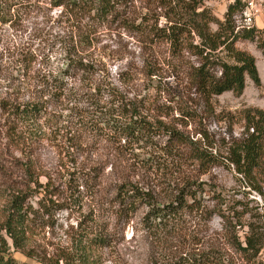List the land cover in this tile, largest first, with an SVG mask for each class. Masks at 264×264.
<instances>
[{
  "label": "rangeland",
  "instance_id": "374dc122",
  "mask_svg": "<svg viewBox=\"0 0 264 264\" xmlns=\"http://www.w3.org/2000/svg\"><path fill=\"white\" fill-rule=\"evenodd\" d=\"M122 1L120 14L163 24L159 9H149L145 0ZM82 23L49 0L0 1V212L14 191L25 193L26 203L38 208L25 253L10 250V256L17 264H64L66 255H76L71 250L75 235L92 215L95 222L105 220L111 240L95 251L94 264H173L186 250L208 248L218 250L220 264H264V179L249 182L228 159L232 144L246 132L239 111L264 110V57L257 40L240 39L236 45L254 55L261 85L247 78L240 96L226 91L205 98L190 79L193 56H173L164 40L130 31L116 17L98 21L85 15V56L99 60L102 74L128 99L144 102V113L162 128L148 146L128 143L112 131L82 124L78 110H65V103L52 97L45 117L18 121V104L40 101L37 75L56 74L63 66L59 40H78ZM255 26L264 27V8ZM170 132L197 140L207 158L190 159L182 143L167 153L175 142ZM70 141L76 146L67 148L64 143ZM77 166L95 168V189L69 181ZM188 178L203 184L204 192L196 195L199 207L185 212L181 231L172 236L158 238L143 229L145 206L124 212L114 200L119 181L130 179L162 202L175 183ZM39 201L45 204L41 208ZM229 232L240 240L258 238L257 255L247 259L235 250ZM73 264H85V257Z\"/></svg>",
  "mask_w": 264,
  "mask_h": 264
},
{
  "label": "trees",
  "instance_id": "16d2710c",
  "mask_svg": "<svg viewBox=\"0 0 264 264\" xmlns=\"http://www.w3.org/2000/svg\"><path fill=\"white\" fill-rule=\"evenodd\" d=\"M145 3L149 9H159V15L164 21L162 25L151 23L149 18L143 16L133 19L120 14L119 6L124 5L122 0H49L51 7L59 8L60 13L68 15L71 20L83 21L82 27H78L82 31L77 32L78 40L72 36L70 42L59 40L63 66L56 74L44 72L40 77L37 75L42 93L36 98L40 101L18 104L15 108L18 121L33 123L45 117L47 102L52 97L59 103H65V110H78L82 124H92V127L112 131L119 140L125 139L128 143L139 142L142 146H148L156 129L162 128L161 122L144 113V102L138 100L136 103L128 99L111 80H107L108 75L105 77L102 74L104 68H98L100 61L85 56V15L98 21L116 17L130 31L151 38L152 41L164 40L173 56L185 52L193 56L196 64L190 68V79L196 91L205 98L226 91L240 96L247 78L256 86L261 85L254 55L239 48L236 42L240 39H256L257 47L264 57V27L254 25L237 29L235 16L241 14L244 8L241 0L230 1L222 16H218L204 0H145ZM46 94L48 96L43 100ZM239 116L244 121L246 132L243 138L232 144L229 162L249 182L264 179V110L245 107L239 111ZM170 134L175 142L167 153L179 148L182 143L189 147L190 159L203 162L207 158L198 147L197 140L183 139L177 132ZM64 144L67 148L76 146L71 141ZM70 174L69 181L73 184L80 182L92 190L98 184L99 174L94 167L83 169L77 166ZM202 185L190 178L184 180L183 184L175 183L174 188L167 192L165 201L160 202L152 192L128 179L115 184L114 200L121 204L124 212L145 206L141 218L143 229L158 238L168 237L181 231L185 212L199 207L196 195L204 192ZM43 205V201H39V208ZM36 212L37 207L26 203L25 193L14 191L7 196L0 212V264H17L10 256V250L25 253L33 228L32 217ZM104 222H95L92 215L85 216V229L77 232L74 248L71 249L77 253L73 257V253L66 255L64 264H73L74 259L84 260V257L85 264H94L95 251L111 243L105 232L108 225H103ZM230 233L227 239L235 250H239L247 259L257 255L260 247L258 238L244 236L240 240ZM249 250H253L252 254L248 253ZM186 251L176 257L175 261L173 259V264H220L218 250L215 248L197 250L195 253Z\"/></svg>",
  "mask_w": 264,
  "mask_h": 264
},
{
  "label": "built area",
  "instance_id": "2783aa9c",
  "mask_svg": "<svg viewBox=\"0 0 264 264\" xmlns=\"http://www.w3.org/2000/svg\"><path fill=\"white\" fill-rule=\"evenodd\" d=\"M244 8L241 14L235 16L236 27L250 28L255 25L256 18L262 13L264 0H241Z\"/></svg>",
  "mask_w": 264,
  "mask_h": 264
},
{
  "label": "crops",
  "instance_id": "0c3cea01",
  "mask_svg": "<svg viewBox=\"0 0 264 264\" xmlns=\"http://www.w3.org/2000/svg\"><path fill=\"white\" fill-rule=\"evenodd\" d=\"M205 4L212 8V10L218 15L222 16L227 4L232 0H204Z\"/></svg>",
  "mask_w": 264,
  "mask_h": 264
}]
</instances>
